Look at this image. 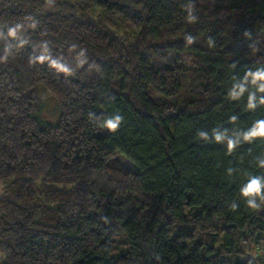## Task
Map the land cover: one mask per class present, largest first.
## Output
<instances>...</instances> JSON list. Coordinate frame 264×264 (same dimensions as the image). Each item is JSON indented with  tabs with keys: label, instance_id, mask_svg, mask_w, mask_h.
I'll list each match as a JSON object with an SVG mask.
<instances>
[{
	"label": "trees",
	"instance_id": "16d2710c",
	"mask_svg": "<svg viewBox=\"0 0 264 264\" xmlns=\"http://www.w3.org/2000/svg\"><path fill=\"white\" fill-rule=\"evenodd\" d=\"M261 67L264 0H0V264H264Z\"/></svg>",
	"mask_w": 264,
	"mask_h": 264
},
{
	"label": "clouds",
	"instance_id": "9594fccd",
	"mask_svg": "<svg viewBox=\"0 0 264 264\" xmlns=\"http://www.w3.org/2000/svg\"><path fill=\"white\" fill-rule=\"evenodd\" d=\"M190 20H195V17L189 16ZM11 35L15 34V30H13ZM194 40L193 36L188 37V42L191 44ZM41 63L45 60L50 59V57H39ZM51 66L56 68L58 71H69L65 66L60 65L57 61H52ZM248 77H251V82L253 85H257V90L259 92L264 93V67L258 68L255 72L249 71L247 76L245 77V82H247ZM239 89L238 91L236 89ZM247 91L244 85H236L234 86L233 90L229 93V96L232 99H239L243 96V94ZM256 94L255 92L251 93L248 97V108L254 109L256 107ZM259 104L264 105V97H261L259 100ZM237 118L235 116L231 117L232 121H235ZM123 118L120 115H116L114 117L108 118L102 121V126L108 128L112 132H116L121 123ZM201 135H204L201 133ZM242 137L244 141H251L255 137H264V120L256 121L253 126L242 133ZM225 135L217 134L216 140L217 141H225ZM227 141V148L228 152L232 153L236 147L241 143L239 138L226 139ZM258 167L264 169V158L258 159ZM229 172H232V169H229ZM241 196L247 198L246 204L247 207L251 210L257 211L261 208H264V176H257L253 175L250 176L247 183L240 189ZM257 199L259 202H257ZM233 211L237 210L239 205L236 202H232L230 205Z\"/></svg>",
	"mask_w": 264,
	"mask_h": 264
},
{
	"label": "rangeland",
	"instance_id": "374dc122",
	"mask_svg": "<svg viewBox=\"0 0 264 264\" xmlns=\"http://www.w3.org/2000/svg\"><path fill=\"white\" fill-rule=\"evenodd\" d=\"M37 96L40 103V120L43 124L56 125L60 121L61 110L57 99L43 86L37 90ZM0 183V189H2ZM3 255L0 254V261Z\"/></svg>",
	"mask_w": 264,
	"mask_h": 264
},
{
	"label": "crops",
	"instance_id": "0c3cea01",
	"mask_svg": "<svg viewBox=\"0 0 264 264\" xmlns=\"http://www.w3.org/2000/svg\"><path fill=\"white\" fill-rule=\"evenodd\" d=\"M2 260V259H1Z\"/></svg>",
	"mask_w": 264,
	"mask_h": 264
}]
</instances>
